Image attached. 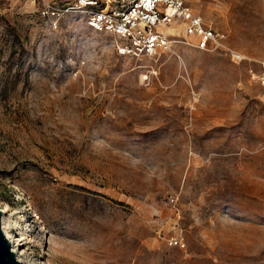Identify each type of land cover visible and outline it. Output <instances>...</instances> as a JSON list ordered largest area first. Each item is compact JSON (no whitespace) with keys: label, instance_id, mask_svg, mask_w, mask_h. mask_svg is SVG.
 <instances>
[{"label":"rangeland","instance_id":"1","mask_svg":"<svg viewBox=\"0 0 264 264\" xmlns=\"http://www.w3.org/2000/svg\"><path fill=\"white\" fill-rule=\"evenodd\" d=\"M137 1L0 0L11 233L46 264H264V0H182L206 47L91 24Z\"/></svg>","mask_w":264,"mask_h":264},{"label":"built area","instance_id":"2","mask_svg":"<svg viewBox=\"0 0 264 264\" xmlns=\"http://www.w3.org/2000/svg\"><path fill=\"white\" fill-rule=\"evenodd\" d=\"M158 2L159 0H151L150 6H147L146 2L139 0L132 7L114 13L96 12L91 17V24L99 29H114L121 35L134 37L135 50L153 48L160 39L159 34L152 31L154 26L162 20L171 21L177 16L190 21L189 32L201 37L202 47H206L209 40H218V35L212 29L204 27L203 17L195 14L190 6L174 0L171 2L174 6L172 12L165 13L158 8ZM175 243H179V240Z\"/></svg>","mask_w":264,"mask_h":264},{"label":"bare ground","instance_id":"3","mask_svg":"<svg viewBox=\"0 0 264 264\" xmlns=\"http://www.w3.org/2000/svg\"><path fill=\"white\" fill-rule=\"evenodd\" d=\"M166 1V2H165ZM174 0H159V4L164 6L165 5V11L167 12H172L174 6L171 2H173ZM179 2H183L182 0H178ZM143 2H146L145 4L147 6H150V2L151 0H143ZM93 3V2H91ZM157 3V5H158ZM184 3V2H183ZM159 5V6H160ZM159 8V7H158ZM143 24V23H142ZM162 25V23H161ZM170 28V27H169ZM174 31L176 30V28H170L169 31ZM167 34V33H166ZM160 40V39H159ZM154 49V48H152ZM3 210V216H2V227H3V230L6 234V236L11 240L12 242V248L13 250L16 252V255H17V258L27 264H46L43 260L41 259H37V258H34L33 260L29 261L28 259H26V257L24 256V253H25V247L24 245L26 244L27 241H24L26 238L30 241L32 237H30V235H26V236H23V232H20V236H17V235H13L11 233V228L13 226H19L21 224V221H18V220H12L11 219V214H8L7 213V210L6 209H2ZM20 218V217H19ZM20 228V226H19Z\"/></svg>","mask_w":264,"mask_h":264},{"label":"water","instance_id":"4","mask_svg":"<svg viewBox=\"0 0 264 264\" xmlns=\"http://www.w3.org/2000/svg\"><path fill=\"white\" fill-rule=\"evenodd\" d=\"M2 216L3 210L0 208V264H27L17 258L12 242L3 230Z\"/></svg>","mask_w":264,"mask_h":264}]
</instances>
